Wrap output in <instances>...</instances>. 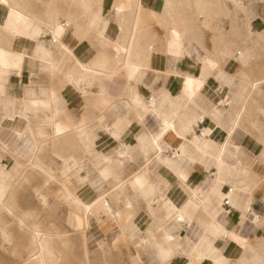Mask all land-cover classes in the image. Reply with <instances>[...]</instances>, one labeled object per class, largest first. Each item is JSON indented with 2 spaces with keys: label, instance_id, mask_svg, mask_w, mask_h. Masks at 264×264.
Segmentation results:
<instances>
[{
  "label": "crops",
  "instance_id": "obj_1",
  "mask_svg": "<svg viewBox=\"0 0 264 264\" xmlns=\"http://www.w3.org/2000/svg\"><path fill=\"white\" fill-rule=\"evenodd\" d=\"M99 145L109 199L80 192L99 242L137 236L138 264H264V0H0L9 189L36 147L79 189ZM84 252L114 263L108 243Z\"/></svg>",
  "mask_w": 264,
  "mask_h": 264
},
{
  "label": "rangeland",
  "instance_id": "obj_2",
  "mask_svg": "<svg viewBox=\"0 0 264 264\" xmlns=\"http://www.w3.org/2000/svg\"><path fill=\"white\" fill-rule=\"evenodd\" d=\"M97 151L99 152L97 154L105 156L101 162L96 163L92 154H87L88 156L81 159L79 166L83 168L82 174L87 178L79 189L83 193L90 191L88 188L92 187L91 191L109 199V176L103 179L98 174L99 168L109 167V150H104L99 145ZM37 153L41 154V151L36 147L33 163L29 164V168L33 169V172L22 173L17 177V181L10 183L18 186L11 188L6 195V199H8V203L7 200L6 203L10 204L9 207L13 215H8L4 210H0V228L5 225L9 230V234L6 236L2 235L0 230V253L5 257V260H11V264H18L17 261L21 259L24 243L21 241V237L17 236L23 233V227L18 224L20 217L27 224L35 221L33 223L42 229L43 227L38 222L44 220L47 228L51 231L44 230L49 240L52 239L49 236L51 233H60L59 238L64 241L61 244L62 252H60V255H64V264H103V261L96 260L88 262L84 256L85 246L92 251L102 243H108L112 247L114 252L109 255L112 256L110 258L114 262L113 264H138L141 254H138L140 247L134 243L138 237L123 239L120 236L116 237V232L109 237L108 242H99V239L105 237L100 238L93 235L94 232L89 229L90 225L87 230L83 228L79 212L64 194V184L72 187L77 183L71 176L66 175L63 157L56 150L55 152L50 151L49 157L38 156ZM42 199L46 200V204L42 205ZM1 218L6 222L2 223ZM84 234L87 236V241H84ZM54 238L56 237L54 236ZM49 247L53 249L51 246Z\"/></svg>",
  "mask_w": 264,
  "mask_h": 264
},
{
  "label": "bare ground",
  "instance_id": "obj_3",
  "mask_svg": "<svg viewBox=\"0 0 264 264\" xmlns=\"http://www.w3.org/2000/svg\"><path fill=\"white\" fill-rule=\"evenodd\" d=\"M10 172L8 170L6 171L4 169H0V210H4V212H6L8 215L13 214L11 208L9 207L10 204L9 205L7 204L8 199H6L7 193L10 192L8 180H9V178L16 176V174L14 172H12V173H10ZM63 189H64L63 190L64 194L69 198V199L68 198L67 199L70 200L71 203H73V205L75 206L74 208H76V210L79 212L80 217L83 219L82 224L85 227H88V224H89L88 219H89V216L91 214L90 212L92 211L91 210L92 206L86 205L80 200V190L79 189H75V188L69 186L68 184L63 185ZM41 191H42V189H41ZM6 200H7V203H6ZM41 202L43 205L46 202V200L42 199ZM93 209H95V208H93ZM78 212H76V213H78ZM3 221L4 220H2V223H3ZM4 222H6V221H4ZM18 224H19V226H25L26 227V222H24L23 219L20 217L18 218ZM6 228L7 227H5V225H3L0 229H2L3 231L4 230L6 231L7 230ZM29 231L31 233V240H32L33 246H34L33 253L29 254V257L31 258L32 261H34V264H55L58 261V254L56 252H54L53 249H51L49 247L51 244L50 243L51 240L48 239V235H47L46 231H44L42 228L37 226L35 223H31L29 225ZM84 254H85L84 256H86V257L88 256L87 252H85Z\"/></svg>",
  "mask_w": 264,
  "mask_h": 264
},
{
  "label": "built area",
  "instance_id": "obj_4",
  "mask_svg": "<svg viewBox=\"0 0 264 264\" xmlns=\"http://www.w3.org/2000/svg\"><path fill=\"white\" fill-rule=\"evenodd\" d=\"M224 203L227 205L228 204V201H227V199L224 201Z\"/></svg>",
  "mask_w": 264,
  "mask_h": 264
}]
</instances>
